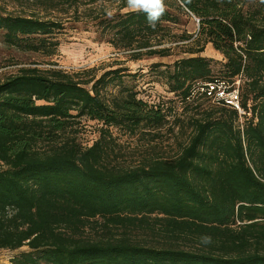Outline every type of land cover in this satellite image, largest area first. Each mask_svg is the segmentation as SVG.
Here are the masks:
<instances>
[{
	"label": "trees",
	"instance_id": "1",
	"mask_svg": "<svg viewBox=\"0 0 264 264\" xmlns=\"http://www.w3.org/2000/svg\"><path fill=\"white\" fill-rule=\"evenodd\" d=\"M12 1L22 12L0 7V29L18 51L56 55L72 20L133 60L186 53L160 71L181 112L125 85L109 92L123 68L32 62L0 76V249L27 247L14 264H264V2L164 0L149 26L126 0ZM191 15L196 36L176 31ZM208 42L223 54L219 75L200 54ZM221 85L238 89L242 113L201 109L197 96ZM83 118L101 124L87 146ZM114 127L146 154L128 161Z\"/></svg>",
	"mask_w": 264,
	"mask_h": 264
},
{
	"label": "rangeland",
	"instance_id": "2",
	"mask_svg": "<svg viewBox=\"0 0 264 264\" xmlns=\"http://www.w3.org/2000/svg\"><path fill=\"white\" fill-rule=\"evenodd\" d=\"M0 7L14 13H21L22 10L12 0H0ZM183 28L196 36L198 32V22L195 16L190 18L182 17V22L176 27V31ZM59 39L58 53L52 57H43L38 53L22 52L8 47L3 42V31L0 29V76L4 73H13L20 66H27L32 62H37L41 68L50 67L49 61L56 63L55 67L69 72H84L92 70L91 73L99 76L104 71L123 68L120 79L113 81L107 86V90L117 93L121 86H126L136 92L137 97L147 101L149 104H164L165 107L182 111V102L179 97L168 90L163 76L160 74L165 64H172L173 61L186 53H180L179 49L174 50L170 56L144 57L139 60L129 58L122 51L116 50L112 45L103 39H100L96 27L92 23L84 21L73 22L66 20L63 29L57 33ZM210 59V63L217 75L220 73L221 65L225 61L223 54L216 50L212 43L205 44L204 51L200 53ZM155 63H162L156 68ZM239 82H237L238 84ZM196 102L200 104L201 109H207L217 105L218 98H205L203 95L197 96ZM242 121V120H241ZM100 123L96 121L82 119V127L79 132V140L84 145H91L98 137V127ZM166 131L164 127L162 129ZM169 133V131H167ZM167 133V137H168ZM113 134L122 143L123 155L128 161L138 160L146 154L145 142L138 139L137 136H130L122 132L119 128H113ZM165 143L158 147L160 153L172 155L175 150V141L169 134ZM27 247L17 250L0 249V264H14L13 258Z\"/></svg>",
	"mask_w": 264,
	"mask_h": 264
},
{
	"label": "clouds",
	"instance_id": "3",
	"mask_svg": "<svg viewBox=\"0 0 264 264\" xmlns=\"http://www.w3.org/2000/svg\"><path fill=\"white\" fill-rule=\"evenodd\" d=\"M126 6L132 12L144 13L149 26H155V23L165 12L164 0H126ZM202 239L205 244L211 243V237L209 236Z\"/></svg>",
	"mask_w": 264,
	"mask_h": 264
},
{
	"label": "built area",
	"instance_id": "4",
	"mask_svg": "<svg viewBox=\"0 0 264 264\" xmlns=\"http://www.w3.org/2000/svg\"><path fill=\"white\" fill-rule=\"evenodd\" d=\"M212 88V86H210ZM217 99V103L224 102L228 106L237 109L240 113L243 112L239 102V91L237 88L228 89L226 86H219L217 92L213 96Z\"/></svg>",
	"mask_w": 264,
	"mask_h": 264
},
{
	"label": "water",
	"instance_id": "5",
	"mask_svg": "<svg viewBox=\"0 0 264 264\" xmlns=\"http://www.w3.org/2000/svg\"><path fill=\"white\" fill-rule=\"evenodd\" d=\"M197 22H199V19H197Z\"/></svg>",
	"mask_w": 264,
	"mask_h": 264
}]
</instances>
